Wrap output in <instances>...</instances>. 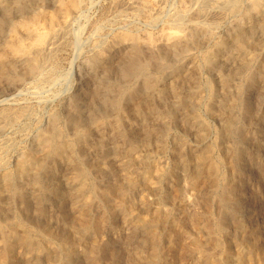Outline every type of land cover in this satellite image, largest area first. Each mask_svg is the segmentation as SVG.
<instances>
[{"label": "bare ground", "instance_id": "1", "mask_svg": "<svg viewBox=\"0 0 264 264\" xmlns=\"http://www.w3.org/2000/svg\"><path fill=\"white\" fill-rule=\"evenodd\" d=\"M164 1L124 2L146 20L156 21L165 11ZM179 1L172 17L178 28L164 27L157 33L120 31L113 35L109 48L89 57L86 62L92 68L94 84L89 92L74 96L67 109L68 128L57 114L47 130L40 132L35 147L25 150L15 168L2 175L0 264H39L31 259L42 254L50 255L53 264H73L78 260L76 243L86 236L94 251L107 247L111 239L105 233L107 223L104 217L93 219L86 213L89 210L78 217L81 232L59 241L43 206L39 211L44 221H28L30 192L46 197V178L54 179L51 189L56 190L66 181L73 208L82 205L76 200L81 194L85 195L83 207L89 209L97 203L111 216L115 231L131 229L136 223L147 226L152 252L146 264H153L165 240L171 248L172 264H185L190 252L198 254L195 264H264L263 226H250L241 213L247 212L249 200L259 208L261 205L264 213V190L260 185L249 187L243 176L249 157L241 144L244 139H254L264 146V0ZM84 2L0 0V79L13 85L26 78L49 76L44 71L55 55L62 27L82 10ZM229 18L234 22L226 39L207 50L202 63L186 67L182 59L195 56L193 51ZM230 38L231 49L223 53ZM117 47L122 52L116 57ZM202 65L215 69L219 81L217 88L207 80L206 99L200 90ZM256 86L261 91L252 97ZM168 92L174 97L171 103L165 100ZM202 105L220 121L218 136L211 143L206 142L212 131L210 121L198 111ZM26 110L1 109L0 121L16 120ZM139 123L141 130L137 129ZM176 129L192 135L195 143L180 136L170 144L167 138ZM116 134L122 140L111 141ZM123 141L130 144L123 146ZM7 144L0 145V165L7 164ZM167 152L172 160L166 165L156 155ZM60 173L64 179H59ZM107 174L115 175L116 182L104 184ZM168 178H172V191L165 192L164 200L169 204L149 212L152 206L146 191L160 189ZM189 187L195 198L210 189L202 211L195 210L201 198L189 201ZM137 190L142 192L138 199ZM60 192L57 190L56 196L64 202ZM3 197L9 198L11 208ZM14 204L20 210L14 209ZM237 211L242 217L235 215ZM47 242L53 246H46Z\"/></svg>", "mask_w": 264, "mask_h": 264}, {"label": "rangeland", "instance_id": "2", "mask_svg": "<svg viewBox=\"0 0 264 264\" xmlns=\"http://www.w3.org/2000/svg\"><path fill=\"white\" fill-rule=\"evenodd\" d=\"M124 1L126 0H85L82 10L78 13L72 14L70 16V19L68 20V23L62 27L64 28V33L59 36L60 39H57V49L55 55L46 66V69L48 70L44 71V74H49V76L41 75L42 77H39V79L38 77H30V79L26 78L23 81H18L13 85L8 84V82L6 81L3 82V80L0 79V87H2L1 90L3 91L2 93V91L0 90V111L1 109L7 108L9 110H17L22 107L27 108L26 112L20 114L16 118V120L12 119L8 122H4L2 120L0 121V145L1 143H8V149H6V153L4 156L7 159V164L0 165V182L2 175L6 171L15 168L17 159L22 156L25 150L35 147L40 132H44L47 130L53 117L58 114L57 117H59L60 120L62 119V124L65 126V128H68L66 124V115L68 112L67 109H69L74 96L82 92H89L92 88V85L94 84V81L91 80L92 68L87 64L86 60H88L89 57L95 54L98 50L109 48V44L113 38V35L117 34L120 31H131L134 33H157L164 27L174 26V28H178L177 25L173 23L172 17H174L175 13H177L180 7L179 0H165V11L156 21L146 20L143 16L136 13L135 10H132V8L129 7L128 4H126V2ZM233 22L234 19L232 18L222 21V23L216 28L217 30L214 31L215 35L213 34L212 38L209 41L205 42L193 51L195 56L193 55V57H186L182 59L184 65L186 67H192L197 63H202L201 59L207 52V50L215 47V44L218 40L226 39L227 34H229V31L231 30ZM227 40L228 48L222 50L223 53L228 49L230 50L233 43L231 38ZM95 45H98L99 47L97 46V48ZM121 52L122 49L117 47L116 57L117 55L119 56ZM113 57H115V52ZM199 75L203 79V86L200 85V90L203 97H205L206 99L209 86L207 87L205 83L209 82L207 80L211 79L212 84L214 83L215 87L219 88L218 73L215 69L209 68L206 65H202V69ZM164 79L168 80L169 74H166L164 76ZM42 80L43 83H41ZM257 91H261L260 86H256L255 88H253L251 96L254 97L255 95H257L259 93ZM183 93L187 94V92ZM165 100L168 103H171L173 102L174 97L168 92ZM198 111L200 115L202 114L201 117L205 121H207L208 123L210 121L212 131L209 133L206 142L211 143L218 136L220 121H218L217 117H214L205 110V105L199 106ZM6 126H8V128ZM137 126V129L141 130L142 123H139ZM180 136L186 137L190 144L195 143L193 136L185 135V133L181 129H176L167 138V141L170 144H173V139ZM7 138L9 141L7 140ZM256 138L258 139L260 138V136L257 135ZM111 139V141L115 140L117 142L118 140H122V138L117 134L112 136ZM128 144H130V141L122 142L123 146H128ZM241 144L247 150L249 157L243 170V176L247 178L249 187H256L257 185H260L262 187L261 190H264V146H258L254 139H244ZM156 156L159 161L161 160L166 165L168 163H171V152H167L166 154L158 153ZM61 173L59 179H64ZM182 174L185 173L182 172ZM53 180L54 179L48 178L44 179L45 186H47L48 184L49 188L46 197H38L36 193L37 191L32 190L30 192V209L28 213L25 214V217L28 218V221L37 224L43 222L45 217L39 211V208L43 206V208L50 213V216H48V218L51 219V222L53 224L54 236H56L57 241H59V239H62L65 235H69L72 237L73 235L81 232V220L78 217L82 212H86V210H89L90 213H86L91 214L90 216H92L93 219L104 217L105 222L107 223L105 233L111 238L107 242V247L102 248L99 251H97L98 249L94 251V249L90 248V239L87 236L84 237L82 241L76 243L78 251V262L76 261L73 264H146L145 261L147 259V256H149L152 252L150 229L147 226H140L139 223H136L131 229H129L128 227H122L120 228V230L115 231L112 227L113 224L111 216L105 213L97 203H93L92 206L89 207V209L83 207L85 195L83 196V194H81L76 198V200L79 201V204H82L79 209L73 208L71 206V198L67 194V184L65 180L62 181V183L59 185L60 188L58 187L57 189L59 192L61 191L60 193L64 197V202H60L56 196L57 190L55 188L51 189V187L55 183V181ZM171 180L172 178L165 179L162 182L160 189L158 190L150 191L149 193H147L146 191V194H148L147 198L150 199L152 206V208H149V212H153L155 210V207L157 206L167 207L169 201L164 200V196L165 192L171 193L172 191L170 189ZM114 182H116V176L113 174H107L103 181L104 184ZM170 193L169 195H171ZM201 193H203L201 195L202 197L198 196L195 198L194 189L191 187L188 188L187 196L189 197V201L193 202L194 200L197 201L199 198H201L196 204V211H202L205 208L207 203L206 199L208 198L210 189L206 188ZM141 195L142 192L137 190L135 194L136 198H140ZM2 200L5 204H7L8 202L7 206H10L11 208V202L8 197H3ZM246 206L247 212L244 214V211L241 210V213L243 214L244 218H247L246 220L250 226H255L256 224L263 226L262 235L264 238V213H262L263 209H261V205L259 208L257 204L253 205L249 200ZM13 208L16 210H20L18 204H14ZM241 213L237 211L235 215L237 217H242ZM231 219L232 217H230V220ZM46 246H53V244L51 245L49 242H47ZM115 253L118 254L117 257H115ZM20 256V258L27 257L25 255ZM197 257V253H188L185 256V264H195L194 262ZM171 258V248L169 242L165 240L159 245L158 255L155 259H153L152 263L172 264ZM31 261H38L39 264H53V262H51L50 260V255L45 254L40 255L38 258H34V260L31 259Z\"/></svg>", "mask_w": 264, "mask_h": 264}]
</instances>
